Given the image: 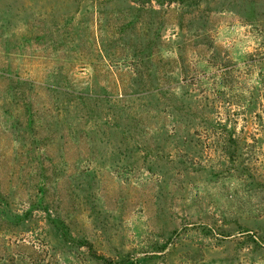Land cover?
<instances>
[{
  "label": "rangeland",
  "instance_id": "rangeland-1",
  "mask_svg": "<svg viewBox=\"0 0 264 264\" xmlns=\"http://www.w3.org/2000/svg\"><path fill=\"white\" fill-rule=\"evenodd\" d=\"M0 264H264V0H0Z\"/></svg>",
  "mask_w": 264,
  "mask_h": 264
},
{
  "label": "trees",
  "instance_id": "trees-1",
  "mask_svg": "<svg viewBox=\"0 0 264 264\" xmlns=\"http://www.w3.org/2000/svg\"><path fill=\"white\" fill-rule=\"evenodd\" d=\"M228 138H229V139H232V138H231V135H230Z\"/></svg>",
  "mask_w": 264,
  "mask_h": 264
}]
</instances>
